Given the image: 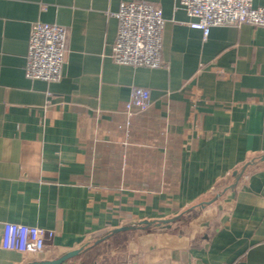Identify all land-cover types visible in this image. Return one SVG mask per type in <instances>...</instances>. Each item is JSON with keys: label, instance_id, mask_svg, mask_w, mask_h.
Listing matches in <instances>:
<instances>
[{"label": "crops", "instance_id": "obj_1", "mask_svg": "<svg viewBox=\"0 0 264 264\" xmlns=\"http://www.w3.org/2000/svg\"><path fill=\"white\" fill-rule=\"evenodd\" d=\"M122 1L141 0H0V264L55 258L182 212L85 253L118 240L94 264H264V27L213 25L204 36L178 0H143L162 10V63L120 64L111 53ZM35 21L66 30L56 81L26 76ZM134 86L149 102L126 124ZM7 222L54 236L21 253L2 246Z\"/></svg>", "mask_w": 264, "mask_h": 264}, {"label": "built area", "instance_id": "obj_2", "mask_svg": "<svg viewBox=\"0 0 264 264\" xmlns=\"http://www.w3.org/2000/svg\"><path fill=\"white\" fill-rule=\"evenodd\" d=\"M190 17L192 28L201 29L204 36L213 25L248 23L264 27V6L253 0H178ZM118 21L112 45V58L120 64L158 67L161 59V37L164 18L161 8L147 1H122L116 13ZM66 30L62 25L35 21L30 30L25 62L26 76L56 81L61 76L65 60ZM149 90L131 88L124 104L126 124L134 108H144L149 102ZM54 231L34 225L4 223L2 246L21 253H39Z\"/></svg>", "mask_w": 264, "mask_h": 264}, {"label": "water", "instance_id": "obj_3", "mask_svg": "<svg viewBox=\"0 0 264 264\" xmlns=\"http://www.w3.org/2000/svg\"><path fill=\"white\" fill-rule=\"evenodd\" d=\"M260 159L264 160V156H262ZM250 165H252V161H247L238 170L233 172V181H232L230 187H233L236 184L238 179L242 176V174L246 171V169ZM219 195H220V192H217L211 198L197 203V206H204L206 204H210L213 201H215L219 197ZM182 213L175 215V216H172V217H168V218L146 219V220H141V221H137V222L130 223V224H125V225H122L120 227L110 229V230L104 232L103 234H101L100 236L92 239L91 241H88L87 243L82 244L80 247L69 250V251L65 252L64 254H62L58 257L51 258V259L32 260V261H29L25 264H61L65 261H68L69 259H72V258L80 255L81 253L85 252L86 250L90 249L91 247L98 245L102 241L116 235L117 233L127 231V230H137V229L145 230V229H151V228L169 227L171 225V223L175 222L176 220H178L180 218Z\"/></svg>", "mask_w": 264, "mask_h": 264}, {"label": "rangeland", "instance_id": "obj_4", "mask_svg": "<svg viewBox=\"0 0 264 264\" xmlns=\"http://www.w3.org/2000/svg\"><path fill=\"white\" fill-rule=\"evenodd\" d=\"M124 239H121L120 241H123ZM118 241V240H116ZM114 241L110 244H105L103 245L101 248H99L98 250H95L93 252H89V253H81V256L78 257L77 259L72 260L71 263L69 264H94V262L99 261V259L102 256L105 255H111V253H116L117 252V247L118 243Z\"/></svg>", "mask_w": 264, "mask_h": 264}]
</instances>
